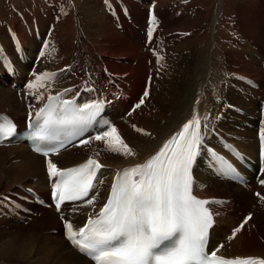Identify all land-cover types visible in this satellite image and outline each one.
Here are the masks:
<instances>
[{
	"label": "bare ground",
	"instance_id": "6f19581e",
	"mask_svg": "<svg viewBox=\"0 0 264 264\" xmlns=\"http://www.w3.org/2000/svg\"><path fill=\"white\" fill-rule=\"evenodd\" d=\"M2 1L4 2L2 3ZM7 1L9 2L7 3ZM34 1L0 0V20L10 23L12 19L16 18L12 12H19L21 18L29 24L27 25L25 23V31L14 29L17 37L22 39L28 37V32L31 36L33 35L30 29L31 22L36 23L39 31L46 30L49 23H54V27L48 33L49 45L47 43L44 49V57L42 58L50 56L48 61L53 65L51 70L69 67V73L59 85L47 88L44 86L31 91L26 88L20 94L14 91H6L4 88L0 89V111H6L13 118H17L19 124H21L22 117L25 113L23 97L27 98L28 103V100L31 101L35 94L43 96L44 88L48 90L51 88V91H54L65 85H79L84 79L83 70L85 68L92 75L95 85L104 87L105 79L102 76L101 68L97 62L100 58L105 62L106 70L115 75L122 74V70H128L124 66H119L121 61L114 60L118 56L111 47L105 45L106 50L104 49V51L103 49L101 51L97 48L103 42L95 43L97 35L95 30L91 29V10L100 18H111V12L105 8V5L116 8L114 6V0H104V4L101 0H91L93 3L89 4H86L88 0H82L80 16L76 15L75 12L65 16L63 14L64 12L60 9L48 13L46 8L35 4ZM123 1H127L128 4L138 5V8H131L126 13L123 12L121 14L124 16L122 20L126 25H133V29L129 31H139L134 34L136 41L140 47L146 49L147 54L145 57L151 66L149 75L152 77V83L157 82L159 87L158 89L152 88L151 95L145 102L146 104L136 109L132 115H126L124 117L125 109L129 106L127 105L129 104L128 102H124L129 101V99L117 102L111 113V120L118 128L121 139L128 145L134 155L125 157L119 153H106L103 151L102 142L93 141L90 144L80 145L61 155H57L56 161L58 165L60 167L68 166L91 155V152H95V154L100 156V161L104 165L103 170L105 173L103 179H107L117 168L141 162L181 122L192 119L194 114L201 118L209 116L213 130L218 131L224 136L235 135L236 140L233 143L244 153L255 157L256 141L254 121H247L248 124L245 126V120L233 113L232 106L228 102L224 104V100H228L227 87H225L226 79L223 77L216 78L215 68H217L218 64L215 62L213 64L212 53H208L205 64L200 69H197L194 64L184 72L187 80L182 79L180 70L176 67V63L180 60L182 54L178 50L179 42L175 37H170V35L175 31H190L188 28L193 22V18L190 15L191 13H195L198 8L202 9L200 3L197 1L192 2V6L188 10L182 8L174 16L169 15L167 10L161 9V11L159 9L160 12L157 11V7L160 4H164L167 0ZM223 1L221 0L219 2L214 14V23L221 13ZM247 1L250 2L251 0H246L245 3ZM24 3L26 5L29 4L35 12L25 14L22 9L10 10L12 7H18L24 5ZM41 4L44 5V3ZM150 6H154L156 11L153 14L155 23H150L147 19V14H145L147 13V8ZM144 7H146V11H144ZM117 15V20L121 19L119 18L121 15ZM88 17L89 19L87 20ZM197 20L198 18L196 16L195 23L198 22ZM257 22L258 20L255 17L253 24L250 26L245 25L246 29L243 31L241 39H247V43H251L252 46H259V54L262 52V55L261 59L257 60V63H261L264 57V24L260 26L257 25ZM138 25L143 26L141 28ZM149 31H152L151 40L148 37ZM66 33L69 34L67 35ZM190 34L191 32H189ZM4 36H6L5 32H0V37H3L0 38L1 45L10 52ZM234 45L236 47V44ZM163 47L166 48L168 54L164 55L160 51ZM251 61L253 60L250 58L249 62ZM250 64L251 66H255L254 63ZM20 66L23 67L21 64ZM160 66L162 67L160 68ZM41 67H43L42 64L39 65V72L51 71L49 69H40ZM158 69H161V72L157 71ZM218 69L223 70L221 66H218ZM63 70L65 71L61 70L59 75H64L67 71L66 68H63ZM259 71H263L264 73V67L261 66ZM221 75H224L223 71H221ZM252 75L254 76V71ZM226 76L229 77V74H226ZM157 77H159V80H157ZM253 78L258 83L263 79L257 80L255 77ZM133 83L132 85H134ZM143 87L144 81L139 89ZM240 87L242 89L240 94L241 99L236 106L243 110H248V114H252L258 104V101L255 104L256 100L252 99L256 91L249 88L246 89L247 87L239 82L237 84L238 90H240ZM5 88L10 90L8 87ZM107 89L109 88L107 87ZM133 89L134 91L138 90L135 87H131L128 90L131 92ZM129 97L133 96L130 95ZM29 103L37 106L40 101L37 103L31 101ZM112 116L114 117L112 118ZM236 126H242V131L235 132L237 129ZM137 129L140 131H137ZM82 147H87L85 148L87 151L86 154H78L79 148ZM212 147L217 148L215 141ZM262 177L264 178V170ZM33 178L35 180L40 179L42 182L37 184L35 182L31 183V179ZM194 179H196L195 188L199 195L204 197L229 198L231 200L230 209L235 212L233 214L231 211V213L225 215L224 219L218 222L217 227L211 233V247L216 246V242L222 241L224 247L221 248L220 254L229 257H260L264 259V205L260 201L255 200L250 193L232 184H228L226 183L227 181L221 179L216 173L206 152L201 154L194 167ZM15 184L23 186L35 184L32 188L36 192H40V194L41 192L45 194V177L43 175L42 159L30 154L24 146L0 147V190H7V188ZM235 191H239L240 194L245 195V203L247 204L245 207L240 205L243 197L233 200L232 196L237 193ZM244 210L253 212L251 222L253 225H257L256 229H259L258 236L257 238L247 236L248 232L252 230L245 228L246 230H241L240 234L234 240L229 241L226 238L229 235L230 228ZM42 212L46 213L48 218L35 216L25 224L28 228L37 226L42 229L45 238L43 240L41 238L35 239L41 242L39 246L31 240L22 239V236L17 233V228L20 224L15 220H0V258H3L5 261L16 258L17 261H21L24 264H57L59 262L63 264H90L89 261L78 255L68 245L67 249L64 250L65 242L60 236V226L56 216L44 209L40 210V215ZM7 229L12 230L13 233L9 234L4 232ZM256 229L254 227V230ZM224 235L226 238H223L225 237ZM34 249H38L37 252L39 253L43 251L40 259H32L30 257V252Z\"/></svg>",
	"mask_w": 264,
	"mask_h": 264
},
{
	"label": "snow or ice",
	"instance_id": "6c2138e0",
	"mask_svg": "<svg viewBox=\"0 0 264 264\" xmlns=\"http://www.w3.org/2000/svg\"><path fill=\"white\" fill-rule=\"evenodd\" d=\"M148 37L151 40L152 31L148 32ZM55 77V73H43L27 88L31 91L44 87L46 81L52 82ZM71 93L73 89L66 88L55 95L49 94L47 102L34 116L30 111L24 137L34 152L46 158L57 212L66 202L94 205L98 194L96 186L103 183L100 173L104 166L89 158L78 167L60 169L47 159L50 155L58 154L69 145L75 147L93 141L103 142L112 153L125 157L134 155L117 128L102 115L109 101L96 99L81 104L76 99L79 93L68 98ZM148 95L145 91L133 111L141 108ZM36 99L39 102L44 97ZM89 132L94 134L82 139ZM210 132L208 117L194 114L145 163L115 174L106 203L95 215L88 214L83 227L74 229L73 224L66 221L65 239L94 264H264V259L252 257H220L217 253L223 244L208 251L210 230L214 228V213L209 205L213 202L194 195V167L201 154L208 152L225 172L233 171L206 146ZM17 135L14 122L0 117V144L10 143ZM259 136L264 158V127ZM9 203L11 206L12 202ZM249 219L251 216L233 229L229 241Z\"/></svg>",
	"mask_w": 264,
	"mask_h": 264
},
{
	"label": "rangeland",
	"instance_id": "374dc122",
	"mask_svg": "<svg viewBox=\"0 0 264 264\" xmlns=\"http://www.w3.org/2000/svg\"><path fill=\"white\" fill-rule=\"evenodd\" d=\"M45 1L47 0L44 1L35 0L34 3L44 7V5H42L41 3H44ZM195 1L200 3L202 9L198 8L195 13H191L190 15L193 18V22L191 23L192 25H190V27L188 28L190 29L189 32H191V34L189 35L188 31L185 32L175 31L171 33V35L169 34L170 37H175L176 40L179 42L178 50L182 54L180 60L176 63V67L180 70V75L182 76V79L187 80V77L184 76L185 75L184 72L188 68L192 67L194 64L197 69H200L202 66H204L206 61L205 59L208 53H212L213 64L214 62L218 64L217 68H215L216 71L215 76L216 78L223 77L226 79L225 87H227V95H228L227 102L231 106H236V104L241 99L240 94L242 89L240 87V90H238L237 84L239 82L235 80L233 76H247L251 78L255 77L257 80H259L262 79L263 77L262 75H264L263 71L262 72L259 71L261 67L260 63H257L258 62L257 60H260L262 55V52L259 54L260 52L259 46H252L251 43L250 44L247 43L246 41L247 39L245 38L241 39L243 31L246 29L245 25L250 26L251 24H253L255 17L258 20L257 25L262 26V24H264V0H251L250 2L247 1L246 3H245L246 0H238V1L224 0L223 6L221 8V15L220 16L218 15L217 21H215V23H214V14L221 0H178V1L167 0L165 1L164 4L162 5L160 4V6L157 7V11L160 12L161 9L167 10L169 15L171 14L176 16V14L179 13V10H181L182 8L184 9L186 8V10H188L192 6V2ZM3 2L4 1H2V3ZM8 2L9 1H7V3ZM59 2L62 4L63 7H65L64 6L65 4L67 5L66 11L69 12L63 13L65 14V16L70 15L71 13L74 12L76 13V15L80 16V6L82 4L81 3L82 0H59ZM89 3H93V1L91 0L86 1V4ZM46 6H48V4ZM106 7L107 6L105 5V8ZM131 8H138V5L128 4L127 1L122 2V0H118V4L116 5V8H114L115 10L114 14L117 17L118 16L117 14L121 15L124 9L128 10ZM16 9H22L25 14L35 12L34 9L29 4L26 5L25 3L24 5L18 7H12L10 10H16ZM143 9L144 11H146V7H144ZM196 16L198 18L197 23H195ZM90 18L92 19L91 29L95 30L97 35L95 38V43L103 42L102 44H99L100 46L97 48L101 51L103 49L104 51V49L106 50V46L111 47L118 56L114 60L121 61V63L119 64L120 67L124 66L128 68V70H122V74H119L126 76L125 91L128 92V93L126 92L127 94L126 100L129 99V101L127 100L124 103L128 102L129 104L127 105H130L131 100H135V98H137L138 94L141 92V89H139V87L143 83V81H144V86L146 85V80H149V82H151L149 86L150 95L153 87L155 89L156 88L158 89L159 87L157 85V82H154L153 84L151 80L152 77L151 75H149L151 71L150 68L151 66L148 59L145 57L147 51L146 49L138 45V42L136 41V37L134 35L139 31H129L130 29H133V25H126L122 20L124 18V16L122 15L119 16V18L121 19L115 21L112 17L100 18L97 16V14L94 11L91 10ZM88 19L89 17L87 18V20ZM142 26L143 25H138V27L141 28ZM22 27L23 26H21L20 22H18L16 18L12 19L10 23L5 22L4 20H0V32H4V28L19 29L20 31H23L24 29ZM116 28L119 29L117 30ZM44 31L45 30L38 31L37 35L38 34L43 35ZM66 34L68 35L69 33ZM33 35L31 37H26L25 38L26 40L18 37V39H20L21 41V46L23 45L24 47V51L26 53H30L31 56L37 47ZM4 37L6 44L10 49L7 37L6 36ZM219 41H221L222 43L220 44ZM234 44H236V47H234L235 46ZM160 51L164 53V55L168 54V51L164 47L161 48ZM42 57H44V51L35 72H39L40 64L43 65V67H41L40 69L51 70L53 68V65L50 64V61H48L50 56L45 58ZM250 58L253 61L249 62ZM250 63H254L255 66H251ZM16 65L17 67L19 66L18 69L23 72H25L26 68L28 67L22 64L21 65L23 67H21L20 64L17 63ZM218 66H221V69L223 70L218 69ZM161 67L162 66H160V68ZM157 71L161 72V69H158ZM221 71L224 72V75H221ZM253 71H254V76L252 75ZM229 72H233L231 78L226 76V74H229ZM157 80H159V77H157ZM132 83L134 85H132ZM263 84H264V78L261 80V82L258 83L259 88L257 90H254L256 91V94L254 97H252V99L256 100L255 104L260 98ZM27 85L28 84L26 83L23 89L21 90V92L27 88ZM5 87L6 86L1 85L0 89L4 88L6 91L13 92L11 89L7 90ZM131 87H135L138 90L134 91L133 89L132 90L133 92L132 91L130 92V90L128 89H131ZM128 95L129 96L132 95L133 97H129ZM149 97H147V99ZM145 104L146 103H144L143 106ZM113 117L114 116H112V118ZM85 148L87 147L79 148L80 150L78 151L79 152L78 154H86L87 151L85 150ZM32 180L33 179H31V183ZM40 182H42L40 181V179L35 180V184ZM34 185H28L27 187L29 186L33 187ZM0 191H4V190H0ZM235 192L237 193L232 196L233 200H237L238 198L240 199L241 197H243L241 204L240 203L239 204L245 207L247 205L245 203L246 201L245 195L240 194L239 191H235ZM232 212L233 214L235 213L234 211ZM39 216L48 218L47 214L43 212L41 215L39 214ZM52 225H54V223H52ZM254 227L256 229L257 225L254 224ZM254 227L251 232H248L247 236H250L251 238L252 237L257 238L259 229L254 230ZM4 232H7L9 234L13 233V231L10 229L5 230ZM17 233L20 236H22L23 240L24 239L31 240L38 246L41 242H38L35 239L41 238V240H43V238H45L42 229L37 226L28 228L27 225L20 224L17 228ZM223 238H226V236ZM226 239H228V237ZM232 240H234V238ZM65 249H67L66 243H64V250ZM37 250L38 249H34L30 252V257L32 259L41 258L43 251L39 253L37 252ZM0 264H24V263H22L21 261H17L16 258H11L10 260L7 259V261H5L3 258H0ZM57 264H63V263L59 262Z\"/></svg>",
	"mask_w": 264,
	"mask_h": 264
}]
</instances>
